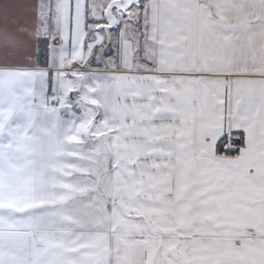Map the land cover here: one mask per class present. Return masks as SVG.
<instances>
[{"label":"snow or ice","instance_id":"obj_1","mask_svg":"<svg viewBox=\"0 0 264 264\" xmlns=\"http://www.w3.org/2000/svg\"><path fill=\"white\" fill-rule=\"evenodd\" d=\"M0 264H264V0L0 3Z\"/></svg>","mask_w":264,"mask_h":264},{"label":"crops","instance_id":"obj_2","mask_svg":"<svg viewBox=\"0 0 264 264\" xmlns=\"http://www.w3.org/2000/svg\"><path fill=\"white\" fill-rule=\"evenodd\" d=\"M4 2V0H0V3H3Z\"/></svg>","mask_w":264,"mask_h":264}]
</instances>
